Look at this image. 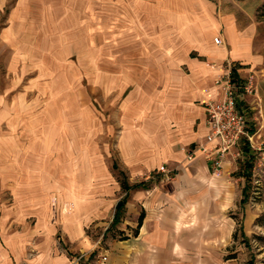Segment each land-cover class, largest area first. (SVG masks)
Masks as SVG:
<instances>
[{"label":"crops","instance_id":"1","mask_svg":"<svg viewBox=\"0 0 264 264\" xmlns=\"http://www.w3.org/2000/svg\"><path fill=\"white\" fill-rule=\"evenodd\" d=\"M122 2L114 0V13L144 9L146 21L134 27L123 18L118 25L130 31L114 40L110 52L104 33L97 43V76L122 78L112 86L122 93L116 160L104 143L112 129L99 119L93 125L87 102L80 103L88 110L80 122L67 111L51 122L55 148L42 154L36 134L24 129L16 148L1 149L0 264H228L217 261V240L233 234L227 212L242 194V176H234L240 147L226 154L221 173L213 172L202 149L217 145L206 141L205 102L220 98L215 80L226 61L254 59L249 32L239 30L232 16H218L209 0ZM82 3L81 12L94 10ZM95 3L103 12L104 0ZM106 62L112 69L104 68ZM124 197L130 227L100 250L110 226L97 237L90 227L111 225Z\"/></svg>","mask_w":264,"mask_h":264},{"label":"rangeland","instance_id":"2","mask_svg":"<svg viewBox=\"0 0 264 264\" xmlns=\"http://www.w3.org/2000/svg\"><path fill=\"white\" fill-rule=\"evenodd\" d=\"M82 1H88V8L94 10L81 12ZM122 1L124 6L129 5L130 0ZM141 1L143 6L145 0ZM209 1L218 16H232L239 30L249 32L250 50L254 59L242 63L226 61L222 66L228 68L241 65L239 80L243 84H253V92L248 93L242 88L238 92L257 132L255 141L263 140L264 0ZM95 2L0 0V150L16 148L18 136L24 129L25 134H36L34 142L42 154L55 148L56 141L49 140V136L56 133L51 122L63 118L66 111L72 113L67 114V117L73 116V119L80 122L82 113L88 111L81 109L80 103L87 102L92 110L88 117L94 119L93 125L99 119L105 123L106 128L112 129L111 133L105 134L104 143L112 159L116 160L114 135L118 131L116 123L122 93L112 86L119 84L122 78L97 76V43L104 33V43L110 52L114 40L126 36L125 33L130 31L128 25H118L124 23L123 18L130 19L132 26L139 27L145 23L146 14L144 9L131 10V13L124 9L123 14L114 13V0H104V10L98 13ZM98 15L101 20H98ZM98 21L104 25L103 29L96 27ZM120 26L126 29L125 32ZM215 37L222 39L221 35ZM105 57H108L107 53ZM104 68L112 69L107 62ZM61 106L70 108L64 109ZM34 123L38 125L34 126ZM31 127L36 129L35 132L33 129L31 131ZM94 128L96 131V126ZM28 138L31 137H25L27 144L30 143ZM248 149L246 153L242 146L240 154L235 157L234 176L250 172V179L247 181L244 176L239 179L242 194L235 197L236 205L227 212L233 218L232 238L223 237L221 244L217 240V261L228 264H264V150ZM249 161L252 162L251 167ZM114 174L117 176L116 172ZM120 177L125 179L128 175L122 173ZM246 185L247 201L241 205L240 198L244 197L243 188ZM7 194L9 192L4 190L5 197ZM122 217L121 224L110 227L106 236L100 237V250L108 248L113 238L123 236L124 228L129 229L132 217L126 212ZM95 224L89 230L94 237L110 226V222L105 221ZM59 237L61 235L58 234ZM93 252L90 255L96 259L98 254L94 256Z\"/></svg>","mask_w":264,"mask_h":264},{"label":"built area","instance_id":"3","mask_svg":"<svg viewBox=\"0 0 264 264\" xmlns=\"http://www.w3.org/2000/svg\"><path fill=\"white\" fill-rule=\"evenodd\" d=\"M214 41L220 44L221 38L215 37ZM233 67L234 65L228 68L222 66L223 72L215 80L220 87V98L205 102L210 127L206 141H216L217 145L212 148L202 146V149L212 164L213 172L217 174L221 173L223 159L233 147L241 148L247 142L248 147L264 150V139L255 141L257 132L250 122L238 92L240 88L248 93L253 92V84L251 82L243 84L238 77H234ZM191 156L192 154H189V158ZM160 170L165 172L167 168L162 165Z\"/></svg>","mask_w":264,"mask_h":264},{"label":"trees","instance_id":"4","mask_svg":"<svg viewBox=\"0 0 264 264\" xmlns=\"http://www.w3.org/2000/svg\"><path fill=\"white\" fill-rule=\"evenodd\" d=\"M236 68H237V66H234L233 69H232V73H233L234 77H237ZM243 147H244V151L246 153H248L249 149H248L247 142H245ZM248 165H249V167H251L252 166V162L249 161ZM240 175L246 177L247 181L250 179V172H241ZM123 183H124V187L125 188L129 187L128 183L125 180L123 181ZM246 189H247V185L244 186V188H243L244 197L241 199V205H244L246 203V201H247V198L245 196ZM125 203H126V198L125 197L120 199L119 202L117 203L116 208H115L114 217H113V220L111 222L110 227H113V226L117 225L121 221V218H122L124 210H125ZM241 231H242V234L244 236L243 226H241ZM246 239L247 238H244V240H246Z\"/></svg>","mask_w":264,"mask_h":264}]
</instances>
